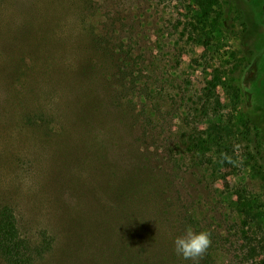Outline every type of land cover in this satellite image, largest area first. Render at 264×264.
I'll return each instance as SVG.
<instances>
[{
    "label": "rangeland",
    "instance_id": "1",
    "mask_svg": "<svg viewBox=\"0 0 264 264\" xmlns=\"http://www.w3.org/2000/svg\"><path fill=\"white\" fill-rule=\"evenodd\" d=\"M197 6L194 0H0V84L11 102L0 112V204L12 205L23 235L54 236L39 264H99L103 253L117 264L108 249L117 240L108 239L118 237L121 224L102 228L90 220L95 207L114 204L122 176L139 166L107 145L101 162L94 152L100 148L90 147L104 136L116 149L137 141L150 172L162 176L160 187L219 241L211 264H264V0H216L204 28L195 23ZM28 18H36L28 28L31 44ZM87 26L123 44L137 79L122 87L133 138L124 134L119 144L109 119L85 131L76 108L83 95H71L58 75L59 62L97 60L91 47L80 52ZM101 70L116 74L111 64ZM196 129L203 137L222 134L229 146L213 152L211 164L183 151ZM225 153L227 164L216 159ZM74 236L88 256L73 254Z\"/></svg>",
    "mask_w": 264,
    "mask_h": 264
},
{
    "label": "trees",
    "instance_id": "2",
    "mask_svg": "<svg viewBox=\"0 0 264 264\" xmlns=\"http://www.w3.org/2000/svg\"><path fill=\"white\" fill-rule=\"evenodd\" d=\"M194 1L198 5L195 23L196 25L201 24L204 28L208 14L213 11L216 0ZM47 11L49 10L47 9ZM28 21L29 26L24 30H26V43L31 44L35 40V36L28 28L35 26L36 18L34 21L28 18ZM40 23L42 30L47 32L48 29L44 27L46 20ZM210 29L212 33L217 30L214 26ZM84 31L88 37L86 41L88 43L81 48L80 52L83 53L86 50L89 52L92 48L96 52L94 56L97 60L94 61L93 57H88V59L76 57L77 62L72 67L59 62L58 75L63 84L69 83L67 89L71 91V95L76 97H79L78 94L83 95L81 101L80 98L76 100L78 101L76 108L77 117L82 122L85 131L91 133V128L94 125L98 127L101 121L109 119L118 126V132L116 133V128L114 130L118 135L117 144H119L125 140L124 134L132 135L133 138V132L130 133L129 130L132 127L127 122L128 113L123 109L121 102L122 87L126 89V85H135L137 79L133 76V69L129 68L132 66L129 54L120 50L123 44L115 46L111 38H106L102 35L103 33L95 32L91 26L85 27ZM45 37L48 40V36ZM32 47L34 48V46ZM108 64H111L115 69L116 74L113 76L106 75L105 72L101 73L102 66L104 69ZM126 69L130 71L126 72ZM114 81H116L115 85L111 88ZM149 91L150 96L152 92ZM15 97L19 98L20 96ZM10 104L9 91L6 93L0 84V112L8 110ZM25 119L31 121L30 116ZM41 126L47 128V124L43 123ZM50 129L52 128L50 127ZM98 129L100 128L98 127ZM202 133L204 130L200 132L196 129L192 133L190 141L183 144V151L191 152V160L195 163L211 164L213 152L216 150L221 152L222 149L227 151L229 146L224 142L225 138L220 133L211 132L205 137L202 136ZM107 141L108 144L106 136H104L90 147V149L100 148L95 149L94 152L101 162L105 159L104 153L107 145L110 150L114 149L116 154L121 153L122 156L132 159L134 165L139 166L132 168L122 176L124 185L120 187L119 198L114 199V204H104L101 209L95 207V215L90 220V223L101 222L102 228L107 226V223L113 226L121 224L119 230L115 229V236L118 237L108 239L110 242L117 240L108 248L110 253L118 257L117 264H193L192 261L184 260L175 253L174 239L184 235L182 231H186L189 227L194 231H201L200 218L191 209L182 206L178 202V198L174 200L167 188L160 187L164 182L162 176L157 172L155 173L158 175L150 172L148 167L151 161L138 149L135 139L127 142L126 146H118L117 149L115 144L113 147L111 146V140ZM178 146L182 147V145ZM209 152H212L210 156L207 155ZM217 157L216 159L224 164L229 162L226 153ZM174 161L178 160L174 157ZM106 164L108 165V163ZM238 198H243L241 191L238 192ZM153 215H158L160 228H156ZM170 230L171 234H167ZM98 232L100 233V230ZM210 233L211 246L200 260V264H211L212 251L216 248L214 245L219 242L214 239V234ZM246 238L248 239V236ZM72 240L76 244L73 254L79 255V257L89 255L90 252L85 253L86 248L81 246L79 238L74 236ZM55 241L54 236L49 234L48 230L40 234L37 239L23 235L12 205L6 202L0 204V262L2 264H39L52 252ZM101 254L99 253V255ZM101 257L102 261L99 264H116L105 253Z\"/></svg>",
    "mask_w": 264,
    "mask_h": 264
},
{
    "label": "clouds",
    "instance_id": "3",
    "mask_svg": "<svg viewBox=\"0 0 264 264\" xmlns=\"http://www.w3.org/2000/svg\"><path fill=\"white\" fill-rule=\"evenodd\" d=\"M211 233L207 230L199 232L188 228L185 234L174 239V251L184 260L200 264V260L211 246Z\"/></svg>",
    "mask_w": 264,
    "mask_h": 264
},
{
    "label": "flooded vegetation",
    "instance_id": "4",
    "mask_svg": "<svg viewBox=\"0 0 264 264\" xmlns=\"http://www.w3.org/2000/svg\"><path fill=\"white\" fill-rule=\"evenodd\" d=\"M263 14H264V9H263Z\"/></svg>",
    "mask_w": 264,
    "mask_h": 264
}]
</instances>
